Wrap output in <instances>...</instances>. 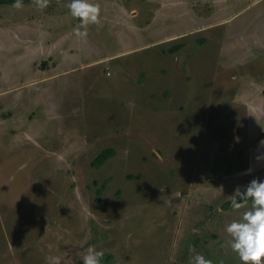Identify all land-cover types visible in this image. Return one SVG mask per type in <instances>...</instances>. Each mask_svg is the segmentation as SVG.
<instances>
[{
	"label": "rangeland",
	"instance_id": "374dc122",
	"mask_svg": "<svg viewBox=\"0 0 264 264\" xmlns=\"http://www.w3.org/2000/svg\"><path fill=\"white\" fill-rule=\"evenodd\" d=\"M91 2L86 38L70 0L0 4V264H242L251 201L225 204L264 180V0Z\"/></svg>",
	"mask_w": 264,
	"mask_h": 264
},
{
	"label": "clouds",
	"instance_id": "9594fccd",
	"mask_svg": "<svg viewBox=\"0 0 264 264\" xmlns=\"http://www.w3.org/2000/svg\"><path fill=\"white\" fill-rule=\"evenodd\" d=\"M35 6L41 10L49 6L50 0H33ZM12 7L22 10V0H15ZM71 15L80 23L74 29L75 35L86 38L87 29L91 24H100V5L91 0H70L66 5ZM83 29V30H81ZM262 143V142H261ZM264 145V143H262ZM258 161L264 160V153L257 155ZM249 168L244 174H251ZM251 201V207L242 215V219L233 220L226 226V232L231 237L228 241L233 252L237 253L242 264H264V180L253 178L246 186H237L231 195V207L240 210L247 207ZM223 211V209H219ZM192 251V249H190ZM104 252L90 248L83 256V264H101ZM48 264H61V258L48 257ZM189 264H213L211 259L197 253L190 257Z\"/></svg>",
	"mask_w": 264,
	"mask_h": 264
},
{
	"label": "crops",
	"instance_id": "0c3cea01",
	"mask_svg": "<svg viewBox=\"0 0 264 264\" xmlns=\"http://www.w3.org/2000/svg\"><path fill=\"white\" fill-rule=\"evenodd\" d=\"M105 1H107V0H105ZM163 2L165 1V0H162ZM136 9H133V14H136L137 13V10L135 11ZM79 23H80V21H78ZM127 23V22H126ZM130 25H131V29H132V31L133 32H131L130 33V35H129V38L131 37V36H133V35H135V36H138V33L139 32H141V31H143V30H141L138 26H136L135 24H133L132 22H130ZM140 30V31H139ZM122 35V34H121ZM117 37H118V35H117ZM124 37V36H123ZM127 39H128V37H124V43H125V46H126V51H132V50H134V48L132 47V46H130L131 45V43H127ZM131 39V38H130ZM162 42V43H164L165 41H166V39H165V37H158V38H156L155 40H154V42ZM68 43H69V41L67 42L66 41V36H64L63 37V43L61 44V42H59L58 44H56L57 46H56V49H58L59 51H60V53L61 54H67V56H69L68 54H72L73 52H74V49L72 48L73 47V45L72 46H68ZM176 49L178 48V47H175ZM117 56V55H116ZM115 57V56H114ZM52 57H50L49 58V61L51 62L52 60ZM61 59H63V57L61 56ZM106 58H103V59H101V60H105ZM89 63H96V59H94L93 60V62H89ZM84 64H86V63H84ZM83 65V64H82ZM50 66V64L48 65V67ZM51 68H54V66L55 65H52L51 64ZM73 68H70L69 70H67V71H70V70H72ZM47 70V69H46ZM45 70V71H46ZM45 76V78H47L48 76L47 75H44ZM147 80V79H146ZM146 80H145V82H146ZM33 82H35V81H33ZM142 85H144L143 83L141 84V87H142Z\"/></svg>",
	"mask_w": 264,
	"mask_h": 264
},
{
	"label": "trees",
	"instance_id": "16d2710c",
	"mask_svg": "<svg viewBox=\"0 0 264 264\" xmlns=\"http://www.w3.org/2000/svg\"><path fill=\"white\" fill-rule=\"evenodd\" d=\"M31 0H22L23 4L25 3H29ZM15 2V0H0V4H13ZM114 149L113 148H106L104 149L96 158L94 161V164L96 166H100L102 164H104L110 157L113 156L114 154ZM250 201V200H249ZM226 206L231 205V200L227 201ZM110 257V256H109ZM108 257V258H109Z\"/></svg>",
	"mask_w": 264,
	"mask_h": 264
}]
</instances>
